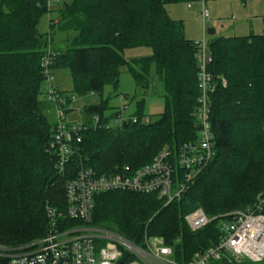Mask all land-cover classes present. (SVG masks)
I'll return each mask as SVG.
<instances>
[{
    "label": "trees",
    "instance_id": "trees-1",
    "mask_svg": "<svg viewBox=\"0 0 264 264\" xmlns=\"http://www.w3.org/2000/svg\"><path fill=\"white\" fill-rule=\"evenodd\" d=\"M177 1L73 0L58 11L48 36L42 37L37 25L48 0H0V247L19 249L46 236L45 208L63 215L65 184L80 162L98 177L125 165L151 164L168 149L174 188L184 186L179 197L166 204L156 193L97 194L91 226L135 246L144 237L161 238L179 262L190 261L219 239L218 218L192 232L186 215L200 209L215 218L251 209L258 201L256 195L264 191V33L207 42L213 155L187 183L177 155L198 138V48L165 10L164 4ZM53 31L64 38L61 49L49 50V74L67 69L77 97L100 94L105 86L116 88L124 66L143 89L153 65L164 91L163 112L155 121L147 118L144 123L140 99L132 117L136 121L115 131L102 120L105 102L86 107L83 113L94 116L96 125L79 126L85 131L64 172L58 171L50 145L58 126L56 110H63L66 102L51 103L47 93L45 103L38 101L40 85L47 82L41 63ZM137 47L150 48L151 56L128 63L123 51Z\"/></svg>",
    "mask_w": 264,
    "mask_h": 264
},
{
    "label": "built area",
    "instance_id": "built-area-1",
    "mask_svg": "<svg viewBox=\"0 0 264 264\" xmlns=\"http://www.w3.org/2000/svg\"><path fill=\"white\" fill-rule=\"evenodd\" d=\"M201 6L202 21L208 18L204 0ZM198 48V90L195 127L197 141L183 145L177 155V165L187 171L186 182L195 177L193 171L205 165L213 155L210 131L209 94L213 90L212 78L207 73L211 62L207 54V43H196ZM53 55L48 50L41 67L48 82L47 100L64 104L54 90L53 77L48 68ZM222 85H225L222 82ZM58 126L50 148L58 157L56 167L65 171V164L76 156V145L81 142L80 133L85 128L68 126L63 118V110L57 109ZM120 125L135 122L118 118ZM148 123V119H144ZM168 149L160 152L151 164L140 168L125 165L113 174L96 176L92 169L82 162L73 169L74 175L65 184L66 206L63 215L46 206L48 219L46 236L19 249L0 247V264H264V215L261 211L264 197H260L251 209L236 211L222 217L208 218L197 209L185 216L184 220L192 232L199 231L218 218L219 239L213 245L196 253L190 261L179 262L173 249L157 238L144 237L143 244L135 246L123 237L91 226L94 197L97 194L123 191L137 194H154L169 204L183 192L184 186L174 188L172 166Z\"/></svg>",
    "mask_w": 264,
    "mask_h": 264
},
{
    "label": "rangeland",
    "instance_id": "rangeland-1",
    "mask_svg": "<svg viewBox=\"0 0 264 264\" xmlns=\"http://www.w3.org/2000/svg\"><path fill=\"white\" fill-rule=\"evenodd\" d=\"M72 1L48 0L47 11L38 20L37 32L39 35L42 37L48 36L49 22L55 21L54 23H56L58 11ZM204 4L208 12V18L204 23L200 16L201 6L197 0L167 2L164 6L170 19L182 23L184 37L195 43L202 40L207 43L211 39L219 37L229 38L264 33V0H204ZM208 30H213L214 34L208 35ZM50 38L52 42L49 44L50 49L48 50L62 48V42L60 41L64 37L59 32L53 31ZM151 54V49L147 47H137L123 51V57L128 63L149 57ZM51 73L53 76L52 85L56 87L64 102H66L63 109V118L69 126H81L83 124L95 126L96 118L84 114L83 110L89 106L100 105L101 100L107 106L102 113V120L105 127L114 131L120 126L118 118L121 117L123 121H126L136 114V104L140 99L144 100L141 111L143 120L148 118L155 121L163 112V84L156 75L153 65L149 71V83L146 88L137 87L133 77L128 72L127 66H124L120 70L116 88L105 86L100 94L91 93L81 98L72 92L70 74L67 69L60 68L51 71ZM47 90L48 84L43 80L39 88V102H46ZM51 107L54 110L53 105ZM260 197H264V191L256 195L257 199ZM235 211L238 210L232 212ZM157 239L160 240L161 238Z\"/></svg>",
    "mask_w": 264,
    "mask_h": 264
},
{
    "label": "water",
    "instance_id": "water-1",
    "mask_svg": "<svg viewBox=\"0 0 264 264\" xmlns=\"http://www.w3.org/2000/svg\"><path fill=\"white\" fill-rule=\"evenodd\" d=\"M207 34L208 35H213L214 34V31L213 30H208L207 31ZM126 124V122H124L122 125L124 126Z\"/></svg>",
    "mask_w": 264,
    "mask_h": 264
},
{
    "label": "crops",
    "instance_id": "crops-1",
    "mask_svg": "<svg viewBox=\"0 0 264 264\" xmlns=\"http://www.w3.org/2000/svg\"><path fill=\"white\" fill-rule=\"evenodd\" d=\"M198 1V0H197ZM203 23H204V21H203Z\"/></svg>",
    "mask_w": 264,
    "mask_h": 264
}]
</instances>
